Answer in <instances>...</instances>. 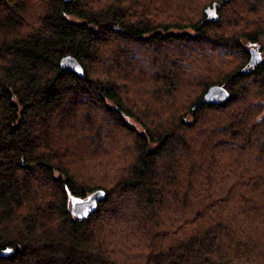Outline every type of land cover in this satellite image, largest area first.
<instances>
[{
  "label": "trees",
  "instance_id": "trees-1",
  "mask_svg": "<svg viewBox=\"0 0 264 264\" xmlns=\"http://www.w3.org/2000/svg\"><path fill=\"white\" fill-rule=\"evenodd\" d=\"M1 253L264 264V0H0Z\"/></svg>",
  "mask_w": 264,
  "mask_h": 264
},
{
  "label": "water",
  "instance_id": "water-1",
  "mask_svg": "<svg viewBox=\"0 0 264 264\" xmlns=\"http://www.w3.org/2000/svg\"><path fill=\"white\" fill-rule=\"evenodd\" d=\"M205 14L209 20H217L219 18L218 6L213 3L212 6H208L205 9ZM262 52L255 46L250 49L249 64L255 66L262 61ZM61 66L63 70L77 71L80 75H83V67L79 60L71 55H67L62 58ZM229 90L223 85H212L204 94L203 103H219L226 100L229 97ZM105 196V191L98 189L90 193L87 197L81 198L69 194L70 206L72 214L77 218H86L89 214L96 210L98 203ZM2 255V253L0 254Z\"/></svg>",
  "mask_w": 264,
  "mask_h": 264
},
{
  "label": "rangeland",
  "instance_id": "rangeland-1",
  "mask_svg": "<svg viewBox=\"0 0 264 264\" xmlns=\"http://www.w3.org/2000/svg\"><path fill=\"white\" fill-rule=\"evenodd\" d=\"M256 47L258 50H260L261 52L263 51V46L261 44H248L249 49L252 47ZM129 122L136 126L138 129H141V127L139 126V124L134 120V119H128Z\"/></svg>",
  "mask_w": 264,
  "mask_h": 264
}]
</instances>
